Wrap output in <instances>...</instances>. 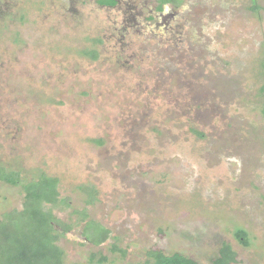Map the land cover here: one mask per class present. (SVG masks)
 <instances>
[{"label": "rangeland", "instance_id": "374dc122", "mask_svg": "<svg viewBox=\"0 0 264 264\" xmlns=\"http://www.w3.org/2000/svg\"><path fill=\"white\" fill-rule=\"evenodd\" d=\"M153 5L0 0V167L59 179L45 209L67 263L215 264L228 244L231 264H264V0H186L130 28ZM24 198L0 182V220Z\"/></svg>", "mask_w": 264, "mask_h": 264}, {"label": "trees", "instance_id": "16d2710c", "mask_svg": "<svg viewBox=\"0 0 264 264\" xmlns=\"http://www.w3.org/2000/svg\"><path fill=\"white\" fill-rule=\"evenodd\" d=\"M185 0H160V4L171 3L179 6ZM99 5H115L113 0H99ZM91 59L98 60L97 50L87 51ZM264 72V66H263ZM260 111L264 118V85L260 90ZM99 142V141H98ZM101 142V141H100ZM0 182L12 186H22L25 192L22 210L6 213L0 220V264H117L107 257L92 255L88 262L67 263L65 253L58 245L63 236L55 229V218L52 211L45 209L46 205L61 204L59 193V179L42 174L33 181H23L20 172L7 171L0 167ZM89 204L95 200L93 193ZM65 200H62V204ZM86 221L87 215H83ZM5 228H3V227ZM63 226L61 225V228ZM63 229V228H62ZM86 237L99 246L109 238V230L95 221H89L85 226ZM67 232V229H63ZM236 238L247 244L246 231L239 229ZM148 260L144 264H200L193 258L181 253L166 254L162 250L147 252ZM236 262V254L231 246L225 244L215 264H231Z\"/></svg>", "mask_w": 264, "mask_h": 264}, {"label": "flooded vegetation", "instance_id": "af4514ba", "mask_svg": "<svg viewBox=\"0 0 264 264\" xmlns=\"http://www.w3.org/2000/svg\"><path fill=\"white\" fill-rule=\"evenodd\" d=\"M98 1L99 0H97V4H98ZM114 2H116V4L115 5H99L100 7H104V8H108V9H114V8H117V7H119V5L121 4V0H113ZM186 1V0H185ZM184 1V2H185ZM145 4V3H144ZM182 5V4H181ZM181 5H179V6H174L173 4H171V3H164V4H160V0H154V5L152 6V7H150V6H148L149 8V10H150V13H149V15L148 16H144V15H142L141 13L138 15V17H140V18H138L139 20H137V17H135L133 20H131V21H129L128 22V24H129V26H130V28H132V26H134V25H143V26H145V25H150L151 24V22L152 21H154L155 19H156V17L158 16V17H164V15H165V13H167V11L169 10V8H171V10L174 12H176V10L177 9H179L180 7H181ZM172 16V15H171ZM6 17V16H5ZM4 17V18H5ZM2 18H3V14H2ZM133 22H136V24H134ZM131 23L133 24V25H131ZM166 23L168 24V22L166 21ZM179 42V41H178ZM4 168V167H3ZM8 171V170H7ZM20 175H21V173H20ZM3 183H5V182H3ZM8 184V183H7ZM10 185V184H9ZM12 186V185H11ZM60 228V227H59ZM61 233H62V235L64 236L65 234H66V232L65 231H63V229L61 228V231H60ZM85 239L87 240V241H89L88 240V238L85 236Z\"/></svg>", "mask_w": 264, "mask_h": 264}]
</instances>
